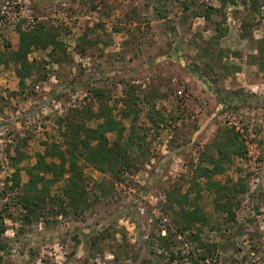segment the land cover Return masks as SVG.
<instances>
[{"label":"rangeland","instance_id":"rangeland-1","mask_svg":"<svg viewBox=\"0 0 264 264\" xmlns=\"http://www.w3.org/2000/svg\"><path fill=\"white\" fill-rule=\"evenodd\" d=\"M246 1L0 0V264H264V0ZM38 25L63 48L32 49L20 87L2 58L16 51L18 28ZM71 110L90 114L89 128L110 112L132 145L125 170L77 161L81 212L62 194L67 173L46 186L33 170L63 142ZM232 129L246 153L212 180L242 188L233 219L216 188L195 179ZM106 138L114 146L116 134ZM30 180L44 193L28 214Z\"/></svg>","mask_w":264,"mask_h":264},{"label":"trees","instance_id":"trees-1","mask_svg":"<svg viewBox=\"0 0 264 264\" xmlns=\"http://www.w3.org/2000/svg\"><path fill=\"white\" fill-rule=\"evenodd\" d=\"M245 2L247 1L244 0V3ZM17 33L19 45L16 51L10 52L5 58H2V61L5 63L12 62L16 66L18 86L22 87L25 84L26 78L34 69V64L28 61V55L31 50L34 48L40 50L50 48L53 52L63 48V45L56 40V34L43 25H38L28 31H23L18 28ZM93 94L98 98L102 97V94L97 90L94 91ZM128 114L127 112L123 113L125 116ZM91 119L92 116L84 111L71 110L66 118H64V129L62 133L63 142L60 144L53 143L47 145L43 154L36 157V163L33 166L36 175L42 174L40 178L36 177L35 179L38 182H44L46 186H50L59 181V179H62L64 174L67 173L68 178L64 181L62 194L68 199L70 207L79 209L80 212L87 198L83 187L81 170L77 165L79 159L91 164L101 172L107 170L113 171L116 168L125 170L131 166L128 161L129 156L127 152L132 145L128 143L124 146V144H122L124 138L122 134L123 128L111 118V113L109 112L101 116L98 115L96 119H102V123L98 124L95 128L87 127V122ZM110 132L116 134V142L112 147L108 146L109 144L106 138V134ZM213 149L217 153L216 159H208L210 164L213 165V168L210 170L200 169L195 179L202 178L206 180V187L208 190L216 188L218 192L216 202L218 203L220 199H226L225 204H222V210L226 213L229 212L231 219H233L229 206L231 201L238 195V190L242 192V188L234 184L228 186L220 185L212 179L216 174L222 173L223 165L228 163L232 156L243 157L246 153V149L242 140L239 139V135L235 133L233 129L222 131L218 135V139L214 142ZM46 159H49V162H46ZM54 159H56L58 163H54ZM67 163L68 165H66ZM44 175H50V180L44 181ZM13 177V187H18L19 178L17 173H15ZM36 180H30L27 189L28 193L22 201V206L28 214H31L32 210H35V208L43 202L42 194L44 192L32 191L36 190ZM186 199L187 197L183 196V198L179 200L171 198L170 201L182 203L186 201ZM182 216L183 219L190 224H204V217L197 211L184 210L182 211ZM26 218L28 217L26 216ZM2 231L3 228L1 229V232Z\"/></svg>","mask_w":264,"mask_h":264}]
</instances>
